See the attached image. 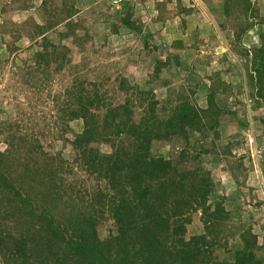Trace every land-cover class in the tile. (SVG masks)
<instances>
[{
  "label": "rangeland",
  "instance_id": "374dc122",
  "mask_svg": "<svg viewBox=\"0 0 264 264\" xmlns=\"http://www.w3.org/2000/svg\"><path fill=\"white\" fill-rule=\"evenodd\" d=\"M127 12L130 26L121 22ZM47 40L58 52L49 66L37 56ZM262 60L264 0H0V152L20 171L38 165L48 175L50 167L67 196L80 189L89 201L97 188L111 196L104 175L96 179L75 161L83 121L63 118L76 106L74 91L98 85L100 137L89 147L106 156L134 149L122 137L105 140L104 105L130 104L138 128L150 123L149 101L166 119L180 101L206 108L212 93L221 109L214 127L153 141L150 153L205 174L209 204L228 211L210 232L200 208L188 215L187 235H206L209 260L232 264L244 250L264 264V103L255 83ZM97 229L106 239L113 223L102 219Z\"/></svg>",
  "mask_w": 264,
  "mask_h": 264
},
{
  "label": "trees",
  "instance_id": "16d2710c",
  "mask_svg": "<svg viewBox=\"0 0 264 264\" xmlns=\"http://www.w3.org/2000/svg\"><path fill=\"white\" fill-rule=\"evenodd\" d=\"M131 18L132 13L127 12L121 22L130 26ZM54 25L53 21L46 29L54 30ZM46 44L45 51H38L37 56L49 66L58 52L54 47L49 50L51 43L48 40ZM259 51L263 52L262 49ZM261 62L255 69L259 104L264 103V60ZM90 86L83 85L74 91L76 106L65 110L63 118L64 122L83 121V132L75 136L78 150L75 161H81L90 174H97L96 179L104 175L113 195H108L105 188H97L89 201L80 189L75 198L67 196L61 189L63 186L58 184L57 172L50 167L48 175L39 172L38 165L35 170L25 166L20 171L10 166L8 156L0 152L2 263L229 264L209 260L206 235H187L190 210H202L206 232L212 231L216 223L228 219L229 213L222 202L209 204V178L181 168L180 161L150 153L153 141L178 134L187 138V132L200 131L207 123L213 122L210 128L214 127L221 114L214 94L209 95L204 109L180 101L172 116L166 119L157 116L156 102L149 101L150 123L138 128L132 125L134 111L130 104L104 105L101 128L107 136L105 140L122 137L121 141L128 140L134 149L131 153L120 146L111 156H106L93 153L89 147L96 137H100L96 126L98 116L92 107L101 99L98 85L92 83ZM119 88L125 90L126 86L122 83ZM143 104L142 98L140 105ZM34 152L30 150L28 155H34ZM35 174L37 178H34ZM42 174L46 178L40 180ZM105 218L113 223L114 229L111 235L102 239L97 228L100 220ZM253 239L255 241V237ZM237 257L240 258L232 264H256L252 251H240Z\"/></svg>",
  "mask_w": 264,
  "mask_h": 264
},
{
  "label": "clouds",
  "instance_id": "9594fccd",
  "mask_svg": "<svg viewBox=\"0 0 264 264\" xmlns=\"http://www.w3.org/2000/svg\"><path fill=\"white\" fill-rule=\"evenodd\" d=\"M113 1H118V0H113Z\"/></svg>",
  "mask_w": 264,
  "mask_h": 264
}]
</instances>
